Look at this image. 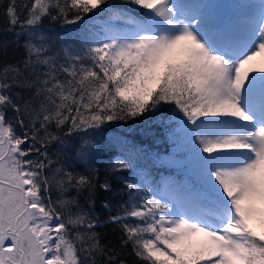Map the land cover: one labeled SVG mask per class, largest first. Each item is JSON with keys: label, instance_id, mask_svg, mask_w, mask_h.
<instances>
[{"label": "snow or ice", "instance_id": "obj_1", "mask_svg": "<svg viewBox=\"0 0 264 264\" xmlns=\"http://www.w3.org/2000/svg\"><path fill=\"white\" fill-rule=\"evenodd\" d=\"M0 264H264V0H0Z\"/></svg>", "mask_w": 264, "mask_h": 264}, {"label": "trees", "instance_id": "obj_2", "mask_svg": "<svg viewBox=\"0 0 264 264\" xmlns=\"http://www.w3.org/2000/svg\"><path fill=\"white\" fill-rule=\"evenodd\" d=\"M104 231H105V232H108V231H109V229H105Z\"/></svg>", "mask_w": 264, "mask_h": 264}]
</instances>
